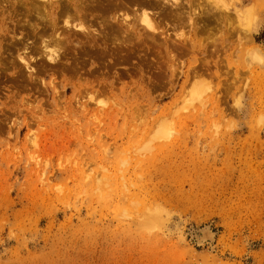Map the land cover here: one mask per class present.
Masks as SVG:
<instances>
[{"label": "rangeland", "instance_id": "obj_1", "mask_svg": "<svg viewBox=\"0 0 264 264\" xmlns=\"http://www.w3.org/2000/svg\"><path fill=\"white\" fill-rule=\"evenodd\" d=\"M80 1L0 2V264H264V0Z\"/></svg>", "mask_w": 264, "mask_h": 264}, {"label": "bare ground", "instance_id": "obj_2", "mask_svg": "<svg viewBox=\"0 0 264 264\" xmlns=\"http://www.w3.org/2000/svg\"><path fill=\"white\" fill-rule=\"evenodd\" d=\"M10 1L11 0H8V2H10ZM131 1H137L138 2V1H141V0H131ZM142 1L144 2V0H142ZM147 1L148 0H146V2ZM0 2L2 3L3 0L0 1ZM155 2L156 3H154V4L159 5L160 12H161L163 10V7H164V6H161L162 2H159V1H155ZM4 3H5V0H4ZM81 3L82 2L80 0H18V5H19L20 11H21L20 14L26 16L25 18H27L26 21L28 22L27 23L28 26H30V28H32V30H33V29H37L39 24H43L45 28H48L47 30H49L48 32H50L49 34L51 35L52 40L54 38L53 43L55 45L58 44V46H60L61 44H65L68 41H70V39L68 37H67V40H66V37L64 35L70 34L72 29L75 28V26H74V22L75 21H72L71 19H68V14L70 12H73L77 16L79 14V18H80L82 16L81 15L82 11L80 10L81 9L80 6H82ZM148 3H152V2H147V4ZM84 10H85V8H84ZM85 11H87V10H85ZM170 12H171V10H169L168 13H170ZM83 14L87 15V14H85V12ZM62 16L63 17L66 16V18L62 19ZM34 18H35V20H34ZM33 20H34V22H33ZM147 20H149V19H147ZM149 25H151V27H152V24H149ZM79 27H82V25L78 26V28ZM42 41L44 43V46L47 47L49 41L47 42L46 39H43ZM49 52H50V50H49ZM46 53H47V51H46ZM55 59L52 58V60L56 62ZM59 69H60V67H59Z\"/></svg>", "mask_w": 264, "mask_h": 264}, {"label": "crops", "instance_id": "obj_3", "mask_svg": "<svg viewBox=\"0 0 264 264\" xmlns=\"http://www.w3.org/2000/svg\"><path fill=\"white\" fill-rule=\"evenodd\" d=\"M250 3H247V5H250L252 0H249ZM245 6V7H246ZM264 30V14L260 15L259 19L256 21L253 27L252 37H253V44L257 47H261L264 52V43L262 42L261 33Z\"/></svg>", "mask_w": 264, "mask_h": 264}]
</instances>
